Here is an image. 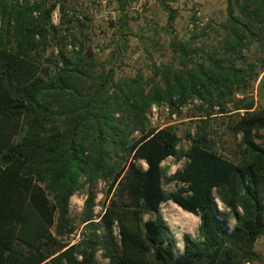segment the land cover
<instances>
[{"label": "trees", "instance_id": "trees-1", "mask_svg": "<svg viewBox=\"0 0 264 264\" xmlns=\"http://www.w3.org/2000/svg\"><path fill=\"white\" fill-rule=\"evenodd\" d=\"M118 3L124 10L125 0ZM159 3L170 26L177 11ZM52 8L0 0V264H103L98 252L106 264L263 262L255 244L264 238V109L237 105L243 111L227 124L231 140L201 119L186 134L187 149L178 148L173 126L151 127L146 114L153 104L184 103L186 92L213 87L219 97L244 76L255 78L234 57L264 41V0H228L226 47L222 56L208 54L210 72L157 69L147 80H115L82 46L67 53ZM53 40L57 50L46 55ZM171 45L186 66L195 48ZM170 156L187 161L166 177L161 163ZM165 177L175 189L163 188ZM100 179L106 203L96 220ZM84 186L83 228L70 242V198ZM167 200L199 218L198 237L185 235L181 251L160 214Z\"/></svg>", "mask_w": 264, "mask_h": 264}, {"label": "rangeland", "instance_id": "rangeland-1", "mask_svg": "<svg viewBox=\"0 0 264 264\" xmlns=\"http://www.w3.org/2000/svg\"><path fill=\"white\" fill-rule=\"evenodd\" d=\"M177 11L173 23L168 26L167 12L160 5L159 0H125L124 10L120 9L118 0H108L106 8L98 6L94 0H22L30 5L41 4L43 8L53 6L50 13L51 24L65 35V50L67 53L77 51L83 47V53L95 61L96 69L101 71L112 70L114 79L137 74L149 79L154 70H169L181 75L197 74L201 71L210 72L211 65L208 54L222 56L228 36L227 4L228 0H162ZM241 1V0H240ZM234 2V1H233ZM101 12V17L97 16ZM125 14L126 25H122L121 17ZM38 16V11H33ZM80 16V17H79ZM189 43L195 48L188 56L186 66L174 51L171 41ZM54 50V51H53ZM55 41H50L46 55L56 52ZM234 56V55H233ZM234 66L243 69L247 65L252 68L255 78L244 76L231 88L224 87V94L215 93L213 87H208L200 94L186 92L187 100L182 104L174 105L172 109L167 102L153 104L147 112L149 125L161 128L167 125L174 127L180 140L179 149H187L189 140L186 137L194 126L206 118L217 137L231 140L227 124L235 119L237 105L252 102L254 108L264 109V41L262 44L253 41L248 48L234 57ZM225 61L224 63H227ZM159 78V77H157ZM176 107V108H175ZM237 136V142L239 141ZM236 145L228 142L220 145L221 152H227ZM187 159L166 158L162 167L166 177L179 168H182ZM143 166L145 164L143 163ZM163 180L166 191L175 189L176 184ZM107 183L100 179L96 185L94 214L96 220L103 211L106 203L105 191ZM86 197V186L76 191L70 198L69 216L76 225L69 236L70 242H75L83 228L80 217L83 202ZM220 211L226 207L216 199ZM160 214L170 233L176 239L177 251L183 249V238L190 235L197 238L198 216L184 211L171 200L160 205ZM233 217L229 218V226L233 225ZM255 250L264 260V238L261 237L255 244ZM99 262L106 264L100 252L97 253ZM251 264H264L253 262Z\"/></svg>", "mask_w": 264, "mask_h": 264}, {"label": "built area", "instance_id": "built-area-1", "mask_svg": "<svg viewBox=\"0 0 264 264\" xmlns=\"http://www.w3.org/2000/svg\"><path fill=\"white\" fill-rule=\"evenodd\" d=\"M19 1H22V0H19ZM95 3L98 5V6H101L102 8H106L107 7V4H108V0H94ZM102 13L99 11L97 13V16L101 17ZM80 17V16H79Z\"/></svg>", "mask_w": 264, "mask_h": 264}]
</instances>
